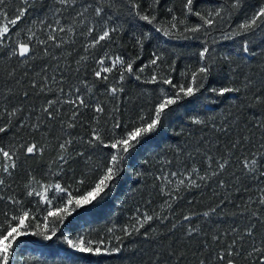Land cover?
I'll list each match as a JSON object with an SVG mask.
<instances>
[{
  "label": "trees",
  "instance_id": "trees-1",
  "mask_svg": "<svg viewBox=\"0 0 264 264\" xmlns=\"http://www.w3.org/2000/svg\"><path fill=\"white\" fill-rule=\"evenodd\" d=\"M185 3L3 0L0 4V13H7L8 18L26 9L22 20L0 41V127L6 129L0 133V148L13 153L16 162L10 173L0 171L4 181L0 185V232L8 223H18L11 217L24 211L30 214L26 231H37V224L43 230L49 209L57 212L65 207L68 195H83L89 189L114 151L103 144L90 145L93 131L107 143L117 120L119 136L133 122L152 115L161 88L176 91L144 80L155 73L161 78L170 75L177 87L187 84L190 72L201 64L199 52L204 46L210 49L206 63L212 67L209 77L200 81L203 87L173 105L157 130L126 155L106 195L65 215L51 240L31 234L19 237L9 264H227L228 259L234 264H261L264 260V253L253 251L264 248V205L260 203L264 197V104L254 99L264 97V25L223 39L238 31V25L264 0H240L237 8L235 0H194L196 12H221L212 28L204 26L196 33L184 32L185 27L203 23L187 13ZM98 7L103 9L99 16ZM140 15L156 19L149 24ZM173 16L177 23L185 21L178 35L165 37L156 31L170 28ZM5 22L0 15V24ZM106 28L116 30L109 39L90 47ZM245 40L248 54L243 52ZM21 43L30 48L25 57L18 54ZM154 54L162 57L155 67L149 65ZM116 57L125 61V67L135 61L133 74L125 73L121 81L122 69L116 65L111 73H104L107 81L97 79L98 61L105 58L104 67H113ZM145 65L149 66L140 73ZM185 72L188 75H182ZM226 86L241 91L223 96L211 91ZM111 87L122 90L113 96ZM78 96L86 106L68 102ZM49 101L54 102L51 118L44 111ZM98 105L104 112L95 111ZM193 119L202 123L195 124ZM69 141L62 151L60 144ZM33 143L38 150L26 155L24 146ZM246 158L260 163L249 171L244 168ZM222 162L226 167L220 171ZM190 181L198 186L189 187ZM57 183L65 191L52 208L36 193L44 185ZM145 215L153 219L141 228ZM184 216L190 219L185 221ZM189 228L194 229L190 234ZM65 237L74 241L84 237L94 244L102 242V249L120 251L99 256L78 253L68 247Z\"/></svg>",
  "mask_w": 264,
  "mask_h": 264
},
{
  "label": "snow or ice",
  "instance_id": "snow-or-ice-1",
  "mask_svg": "<svg viewBox=\"0 0 264 264\" xmlns=\"http://www.w3.org/2000/svg\"><path fill=\"white\" fill-rule=\"evenodd\" d=\"M3 0H0V4H2ZM60 3L64 4L67 3V0H59ZM158 2V0H157ZM193 4L194 0H186V3L184 5L185 9H187V13L197 16L203 23L202 25H196L194 27H185L184 32H191V33H196L201 30L202 27L206 26L207 28H212L215 24V18L219 17L221 15V12L219 9L213 11H210L207 13V15L202 14L201 12H196L193 10ZM240 5V0H235V3L233 5L234 8L239 7ZM133 7H138L137 5L133 4ZM103 9L97 8L96 9V15L99 16L102 13ZM26 13V9H19L18 14L15 15L14 18H8L7 13H0V15L4 16L5 23L0 24V41H2L4 38L8 36L10 33L11 29L15 27L18 22H20L23 18V16ZM139 15V13H137ZM140 19L146 21L149 24H152L156 17L149 15H140ZM173 23L171 24L170 28H157V32H162V34L165 37H172L178 35L177 29L179 25L185 24L184 20H180L179 23L176 22V17L173 16ZM264 25V5L259 7L257 11L253 13V15L250 18H247L243 23L238 25V31H235L231 34H225L223 36V39H231L234 36L237 35H246L250 32H253L260 26ZM116 29H105L101 35L98 36V38L94 39L89 45L90 47H94L95 45L99 44L101 41H104L106 39L110 38L111 32L115 31ZM60 31H63V29H60ZM89 33L93 31V29L88 30ZM189 38V37H185ZM50 40H55L54 37L50 36ZM137 43L140 44L141 40L137 38ZM59 46V45H57ZM19 56L25 57L29 52L30 48L28 44L21 43L19 44ZM210 49L208 46H204L202 50L199 52V58L201 61V64L199 67H197L195 70H192L190 72L191 79L187 84H181L180 86L177 87L173 83V80L170 75L165 76V77H160L158 74H153L149 79L144 80V83L148 84H163V85H168L176 91L174 93H168L166 92L163 88H161V97L158 99V101L154 105V110L152 115L149 118H144L141 117L140 121L138 123L133 122L131 126H129L122 135H116V129L121 128V123L117 120L113 126H112V132L113 135L110 139L109 142L104 143L101 135L97 131H93L91 140L88 141L90 145L95 146L96 144H103L104 147L110 148L114 150L110 156V159L108 160L107 164L104 166V169L102 173L99 175V177L95 180V182L89 186V189L83 194V195H68L67 200H66V205L63 209H59L57 212H53L51 209L48 210V215L45 216L44 219V227L43 230H40V225L37 224L36 228L37 231H34L32 233H28L26 229L29 227L28 223H26L27 218L29 217V212L24 211L22 212L21 215L16 216L13 215L11 217V220L14 222L18 223H8L7 228L3 231L0 232V264H9V258L13 254V245L18 241V238L21 236H26V235H35V236H42L43 239L45 240H51L57 232V223L63 224L64 223V217L65 215H71L73 211H75L78 208L84 207L86 205L92 204L94 201L98 200L99 198H102L104 195H106V190L109 189L112 186V183L114 180L117 178L119 172H120V165L121 163L125 160L126 155L130 153L131 150H133L142 140L143 137L148 136L149 134L155 132L157 128L161 125L162 119L167 115V113L171 110L173 105H176L178 101L185 97H191L193 96L201 87H203V84L200 83V81L205 80L209 77L212 67L208 63H206L207 58H208V53ZM243 52L245 54L249 53V42L247 40L244 41V46H243ZM162 59L160 55L154 54L153 58L149 61L150 66H157L158 62ZM227 59V57H225ZM135 61L127 62L126 67L125 61L121 57H116L113 61V67H104L105 64V58H101L98 61V64L100 65V70L96 71L94 75L96 76L97 79H101L104 81L108 80V76L104 75V73H111L113 71V68L116 65H119L122 69L120 73L119 79L123 81L125 79V73L131 75L133 74V64ZM173 62V66H174ZM149 65H145L139 69L140 73H143L145 71V68L148 67ZM182 75H188L187 72L182 73ZM136 79L140 80L141 76L136 75ZM43 91V89H41ZM122 89H118L117 87H111L109 89V92L111 95L115 96L118 91H121ZM212 92L216 93L217 95L223 96L226 93H233V92H240L241 88L234 87V86H226V87H221L219 89L217 88H212ZM256 103H261L264 104V97L262 96H256L255 98ZM69 103L72 104H79L81 106H86L84 104V100L80 98L79 96L75 101H68ZM53 101H49V107L45 108L44 111L48 113L49 117L51 118V112H50V107L53 104ZM95 111L97 113H102L104 112V108L100 107L99 105L96 106ZM115 111H119V109H115ZM76 113H73V117H75ZM195 124H200L202 123L201 120L199 119H193L192 121ZM72 124H69L68 127H72ZM6 129L3 127H0V133L5 132ZM70 143L65 142L60 144V149L63 151L66 148V144ZM235 147V145H233ZM25 154L26 155H31L35 153L37 149L36 144H28L25 145ZM0 155L3 156L4 159V164H3V172L5 173H10L11 170L15 169L16 167V162H15V157L14 154L6 151L2 148H0ZM82 155V153H81ZM63 163H67V160L64 156H61L59 158ZM211 159V158H209ZM260 163V161L256 160L255 158L251 159L250 161L246 158L244 162V168L248 169L249 171L254 170V168ZM226 167V162H222L218 164V168L220 171H223ZM195 171V170H194ZM214 175L217 173H213ZM175 175V174H173ZM261 175L264 176V171L261 172ZM206 177H201V179H205ZM81 184H84V180L80 181ZM4 181L0 179V185H3ZM180 184H184V181L181 180ZM192 186H198L195 184V181H190L189 187ZM50 186H45L44 191L45 193L49 190ZM55 189L57 192H64L65 189L59 184H55ZM29 196L33 195V192H28ZM36 195H40L41 199L45 200L46 203H51L50 200L47 199V197L41 193H36ZM2 199V197H0ZM11 199V198H10ZM12 203H17V201L12 200ZM260 203L264 205V197H261ZM72 205H75V208L72 207ZM211 211H215V209H212ZM204 216H208V212L203 213ZM49 217H53V220L49 221ZM153 219V216L150 215H145L143 220L140 222V227L142 228L144 224L148 223ZM189 216H184V220L187 221L189 220ZM49 224L52 225V227L49 229ZM176 225L173 224V228H175ZM135 231H139L138 228L134 229ZM51 232V235H48V232ZM109 231H112L109 229ZM126 235L130 234L128 229L123 230ZM194 231V229L189 228L188 232L189 234ZM251 234V231L249 230V233ZM145 236H147V233H145ZM67 242V245L69 248L74 249L78 253L82 254H91V255H96L99 256L102 253L103 254H108L110 252H118L120 251L119 248H112V249H107L104 248L102 249L101 243H96L94 244L93 241L91 240H85L84 237L78 238V240L74 241L72 239H68L67 237L64 238ZM117 240H120V237H117ZM235 243V241H233ZM253 251H259L261 253H264V248L260 249H254ZM228 256H231L232 253L228 252ZM220 261L225 260L224 255L219 256ZM203 264V262H201ZM227 264H234V262L231 259L227 260ZM261 264H264V260L261 261Z\"/></svg>",
  "mask_w": 264,
  "mask_h": 264
},
{
  "label": "rangeland",
  "instance_id": "rangeland-1",
  "mask_svg": "<svg viewBox=\"0 0 264 264\" xmlns=\"http://www.w3.org/2000/svg\"><path fill=\"white\" fill-rule=\"evenodd\" d=\"M114 61V59L112 60ZM3 164H4V159H3V156L0 155V171L2 170L3 168ZM47 186H50L49 187V190L45 193L44 191V186H42L38 193H41L43 195H45L47 197L48 200L51 201V203H46L45 200L41 199L43 203L47 204L49 207H56L59 203H60V197H61V192H57L56 189H55V184H52V185H47ZM39 197L41 198V196L39 195Z\"/></svg>",
  "mask_w": 264,
  "mask_h": 264
}]
</instances>
